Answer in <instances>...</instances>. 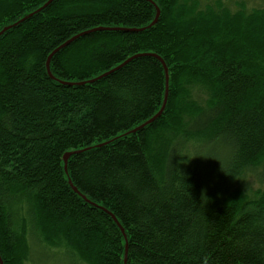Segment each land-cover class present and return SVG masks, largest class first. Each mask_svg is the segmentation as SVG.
Instances as JSON below:
<instances>
[{
	"label": "trees",
	"instance_id": "1",
	"mask_svg": "<svg viewBox=\"0 0 264 264\" xmlns=\"http://www.w3.org/2000/svg\"><path fill=\"white\" fill-rule=\"evenodd\" d=\"M48 0H0V30ZM55 0L0 38V255L29 264L27 219L83 264H264V9L154 0ZM203 92L205 99L196 97ZM250 179V180H249ZM251 181L257 183L253 189Z\"/></svg>",
	"mask_w": 264,
	"mask_h": 264
},
{
	"label": "water",
	"instance_id": "2",
	"mask_svg": "<svg viewBox=\"0 0 264 264\" xmlns=\"http://www.w3.org/2000/svg\"><path fill=\"white\" fill-rule=\"evenodd\" d=\"M54 1L55 0H48L45 4H43L38 9H36L34 11H31V12H28V13H25L19 20L15 21V22H12V23L8 24L7 26H5L2 30H0V38H2L5 34L11 32L15 28L20 27L26 21H28V20L32 19L33 17L39 15L42 11H44L51 4H53ZM147 1L151 2L152 4H154V6L156 7V10H157L156 18L154 19V21L151 24H149V25H147L145 27H141V28L100 27V28L88 30V31H85V32H81V33L73 36L72 38H70L66 42H64L59 47H57L49 55L48 60H47V72H48L50 78L55 80V81H57V82H59L60 84L67 85V86H74V87L75 86H86V85H90V84H93V83H97V82L107 78L111 74L117 72L118 70L123 68L125 65H127L128 63L133 61L134 59L139 58L141 56H146V55L154 56L157 59H159L162 62L163 66L165 67V71H166V93H165L164 103H163V106H162L161 110L155 116H153L150 120L146 121L145 123H143L142 125L138 126L137 128H135V129H133V130H131V131L125 133V134H122V135L114 138L113 140H110L108 142H104V143H101V144L92 145L91 147H88V148H85V149L70 151V152L65 153V155H64V158H63L64 159V169H65V175H66L68 184L70 185L72 190L79 196L80 199H82L87 204L93 205V206L98 207V208H103V207H101L100 205H97L94 202H92L91 200H89V198L87 196H85L84 194H82L78 190V188L74 185V183H73V181H72V179H71V177L69 175V172H68L69 159L73 155H79V154H82V153H85V152H89V151H92V150H95V149L106 147L109 144H112L113 142H115L117 140H120L122 138H125V137L131 136L133 134H136V133L144 130L146 127L152 125L156 120H158L163 115V113H164V111L166 109L167 103H168L169 87H170L169 71H168L166 63L164 62V60L160 56H158L156 54H152V53H148V54L143 53V54H138V55H135V56H132V57L128 58L125 62H123L119 66H117V67H115V68H113V69H111V70H109V71L97 76L96 78H93V79H90V80H87V81H84V82H79V83H66V82H62V81H59L56 78H54V76L51 74V71H50V63H51L52 58L55 55H57L59 52H61L62 50L66 49L67 47H69L71 44H73L74 42L78 41L79 39H81V38H83V37H85V36H87V35H89L91 33H94V32H98V31H116V32L141 33V32H145L147 30L153 29L156 26V24L159 22V19H160V16H161V10H160V7L154 2V0H147ZM108 213L114 219L115 223L119 226V228L121 229V231H122V233L124 235V238H125L124 264H127V260H128V241H127V237L125 235V231H124L122 225L120 224L119 220L112 213H110V212H108ZM0 264H4L1 255H0Z\"/></svg>",
	"mask_w": 264,
	"mask_h": 264
},
{
	"label": "rangeland",
	"instance_id": "3",
	"mask_svg": "<svg viewBox=\"0 0 264 264\" xmlns=\"http://www.w3.org/2000/svg\"><path fill=\"white\" fill-rule=\"evenodd\" d=\"M222 1L233 11H236L241 5H244L247 10L264 9V0ZM208 2H213V0H202L203 5ZM196 97H199V99H205L204 93L200 91L196 92ZM251 185L253 189L257 188V183L251 181ZM22 216L27 219L28 238L32 247V256L29 264H83L74 253L70 252L69 249L64 246L50 247L47 245L40 233H37L36 230L31 227L28 216L25 213H23Z\"/></svg>",
	"mask_w": 264,
	"mask_h": 264
}]
</instances>
